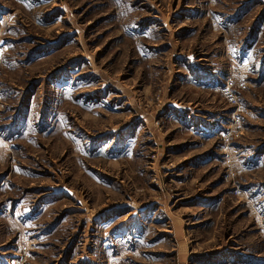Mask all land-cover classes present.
<instances>
[{
	"label": "rangeland",
	"instance_id": "obj_1",
	"mask_svg": "<svg viewBox=\"0 0 264 264\" xmlns=\"http://www.w3.org/2000/svg\"><path fill=\"white\" fill-rule=\"evenodd\" d=\"M0 264H264V0H0Z\"/></svg>",
	"mask_w": 264,
	"mask_h": 264
}]
</instances>
